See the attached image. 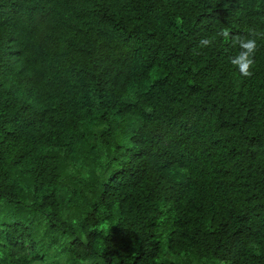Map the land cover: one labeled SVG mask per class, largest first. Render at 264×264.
<instances>
[{
	"label": "trees",
	"instance_id": "trees-1",
	"mask_svg": "<svg viewBox=\"0 0 264 264\" xmlns=\"http://www.w3.org/2000/svg\"><path fill=\"white\" fill-rule=\"evenodd\" d=\"M249 28L264 0H0V264H264Z\"/></svg>",
	"mask_w": 264,
	"mask_h": 264
},
{
	"label": "clouds",
	"instance_id": "clouds-1",
	"mask_svg": "<svg viewBox=\"0 0 264 264\" xmlns=\"http://www.w3.org/2000/svg\"><path fill=\"white\" fill-rule=\"evenodd\" d=\"M217 36L223 37L225 41L230 38V30L225 27L222 28ZM264 38V32H258L254 28L247 29V35L232 36L233 46H238L239 51L236 55L229 58L230 63L235 66L239 73L245 77H251L253 72L252 68L255 64V53L258 49L257 39ZM213 38L201 39L199 44L201 47H208L213 43Z\"/></svg>",
	"mask_w": 264,
	"mask_h": 264
},
{
	"label": "rangeland",
	"instance_id": "rangeland-1",
	"mask_svg": "<svg viewBox=\"0 0 264 264\" xmlns=\"http://www.w3.org/2000/svg\"><path fill=\"white\" fill-rule=\"evenodd\" d=\"M35 264H38V263H35Z\"/></svg>",
	"mask_w": 264,
	"mask_h": 264
}]
</instances>
